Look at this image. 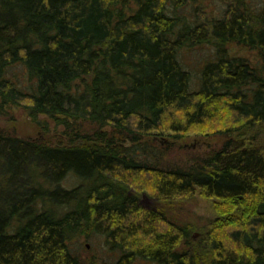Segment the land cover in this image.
Segmentation results:
<instances>
[{"label": "trees", "instance_id": "trees-1", "mask_svg": "<svg viewBox=\"0 0 264 264\" xmlns=\"http://www.w3.org/2000/svg\"><path fill=\"white\" fill-rule=\"evenodd\" d=\"M184 3L0 0V108L92 126L63 145L0 131V264H264V5L229 0L221 17L191 22ZM201 43L214 58L191 89L178 53ZM194 133L217 146L165 158ZM195 194L218 214L189 249V227L170 212ZM93 235L114 261L73 251Z\"/></svg>", "mask_w": 264, "mask_h": 264}, {"label": "rangeland", "instance_id": "rangeland-1", "mask_svg": "<svg viewBox=\"0 0 264 264\" xmlns=\"http://www.w3.org/2000/svg\"><path fill=\"white\" fill-rule=\"evenodd\" d=\"M184 2L182 6L178 7V14L191 22H196L202 17L207 19L221 17L224 15L229 0H184ZM245 2L255 10L264 5V0H245ZM227 48L230 54L246 57L254 66L260 65L256 50L235 43L229 44ZM214 51L213 45L201 43L184 47L178 53L181 64L191 75V89L198 87L201 67L205 61L214 58ZM12 70L19 74L21 68L17 65ZM78 123L73 125V127L66 128L64 124L57 123L55 119L50 117L40 115L36 119L31 118L27 114L26 109L21 105H5L0 108V131L22 138L40 140L53 145L68 144L70 142L69 135H72L71 131L73 129L77 134L80 133L79 130L82 131L81 133H86L92 129L89 123L79 121ZM72 137H74V134ZM73 141H80V139H73ZM217 144L218 139L214 136L201 135L200 133L190 134L183 144H176L177 146L182 145L185 148H180V146L175 147L165 158L171 163H181V161L185 160L186 156L193 153H204L217 146ZM159 147L164 148L162 146ZM77 181L75 176L68 174L61 183L62 185L71 187ZM214 200L213 197L203 198L199 194H195L176 205L170 212V214L173 213L172 218L176 223L186 222L185 224L189 227L192 237L191 241L194 243L187 245L189 249H196L198 247L195 243H198L202 235L201 228L207 226L210 220L218 214L214 207ZM140 202L142 206L149 208H153L156 205L154 198L149 197L144 192L140 194ZM71 246L73 251L86 262H112L117 253L109 248L102 235H93L88 238L84 236L77 237L72 241ZM132 264H150V262L137 259Z\"/></svg>", "mask_w": 264, "mask_h": 264}]
</instances>
